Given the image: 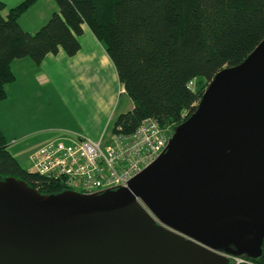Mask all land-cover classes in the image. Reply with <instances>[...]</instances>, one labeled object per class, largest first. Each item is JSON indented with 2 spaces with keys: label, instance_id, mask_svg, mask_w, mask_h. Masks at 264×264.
Listing matches in <instances>:
<instances>
[{
  "label": "water",
  "instance_id": "obj_1",
  "mask_svg": "<svg viewBox=\"0 0 264 264\" xmlns=\"http://www.w3.org/2000/svg\"><path fill=\"white\" fill-rule=\"evenodd\" d=\"M264 243V39L126 187L0 180V264H229Z\"/></svg>",
  "mask_w": 264,
  "mask_h": 264
},
{
  "label": "trees",
  "instance_id": "obj_2",
  "mask_svg": "<svg viewBox=\"0 0 264 264\" xmlns=\"http://www.w3.org/2000/svg\"><path fill=\"white\" fill-rule=\"evenodd\" d=\"M36 1L22 0L6 15L0 1V102L16 80L15 59L40 65L60 50L74 56L88 26L134 103L117 116L114 133H133L148 117L177 127L197 110L213 77L264 39V0H55L50 18L30 32L19 18ZM7 177L44 194L66 190L60 180L23 166L0 129V180ZM243 256L239 264H264V243L259 257Z\"/></svg>",
  "mask_w": 264,
  "mask_h": 264
},
{
  "label": "crops",
  "instance_id": "obj_3",
  "mask_svg": "<svg viewBox=\"0 0 264 264\" xmlns=\"http://www.w3.org/2000/svg\"><path fill=\"white\" fill-rule=\"evenodd\" d=\"M6 4V7L3 9V13L6 15L9 12L11 7L18 5L22 0H0ZM50 2V9L47 12H41L39 14V18H35L37 27L36 31L40 28L41 22H44L47 16H51L53 12L57 9L56 4H53L52 0H47ZM51 14V15H50ZM50 18V17H49ZM22 16H20L19 20L21 21ZM39 19V21H38ZM22 23V22H20ZM23 27L25 26L23 23L21 24ZM25 28V27H24ZM26 29V28H25ZM28 30V29H26ZM30 31V30H28ZM32 32V31H30ZM35 32V31H34ZM89 39L90 50L86 49L85 41ZM81 41V49L80 51L74 55L69 56L64 50H60L57 54H48L43 62L38 65L31 58L24 57L15 59L12 62V69L16 75V80L8 85H6L7 97L6 99L0 102V109L2 107L3 113H5V109L7 107V103L12 101L15 106H20L19 116L14 121V127L11 129L9 134H6V128L8 130V126H5L7 123L1 117L0 119V129L4 133L6 139L9 141L8 135L12 136V142H15L17 138H24L26 133V125L21 121V117L27 115L30 116L32 113L28 111L26 113V108L37 102L38 99L43 100L45 102L46 99L54 101V98L58 101L65 100L66 103L63 104L65 109L71 113L70 115L73 119H77V124L70 125H60V124H52L49 126H45L39 130H45L51 135H54L55 138H69L78 135H85L93 140H100L111 134L113 132L114 122L117 116L120 113L131 110L134 106V103L130 96L128 95L125 87H122V84L119 80L117 69L112 62L110 56L104 45L99 41V39L95 36V34L91 31V29L86 26L84 34L80 37ZM95 63L99 66V71L103 70V67L109 71V85L107 83L106 87H109V95H111V103L107 107L106 111V121L104 125L100 126L99 129L95 131L86 130L83 128L81 119L77 116L78 109L76 108V113H72L68 109L67 100L69 98V91L67 87H62V84L66 80H89L90 78L95 77ZM102 66V67H101ZM69 76H71V79ZM94 79V78H93ZM73 82V81H72ZM108 82V80H107ZM123 88V90H122ZM67 89V90H66ZM104 89L103 87L100 91ZM106 92V91H105ZM121 94L126 96V100L123 102L122 106L125 105L124 108H119V111H115V107L119 106L120 100L119 97ZM25 100V103H24ZM74 99L70 100L72 103ZM17 102V103H16ZM45 106V104H43ZM71 105V104H70ZM70 107V106H69ZM71 108V107H70ZM117 110V108H116ZM50 115V113H49ZM36 118V115H31ZM76 123V121H75ZM84 125V124H83ZM21 133V134H20ZM18 134V135H17ZM51 139V140H53Z\"/></svg>",
  "mask_w": 264,
  "mask_h": 264
},
{
  "label": "built area",
  "instance_id": "obj_4",
  "mask_svg": "<svg viewBox=\"0 0 264 264\" xmlns=\"http://www.w3.org/2000/svg\"><path fill=\"white\" fill-rule=\"evenodd\" d=\"M173 134L148 117L133 133L112 132L100 140L85 135L53 139L31 156V170L86 194L126 187L167 148Z\"/></svg>",
  "mask_w": 264,
  "mask_h": 264
},
{
  "label": "rangeland",
  "instance_id": "obj_5",
  "mask_svg": "<svg viewBox=\"0 0 264 264\" xmlns=\"http://www.w3.org/2000/svg\"><path fill=\"white\" fill-rule=\"evenodd\" d=\"M52 2L53 4H56L55 0H52ZM49 9H50V2H48L47 0H37L26 11L23 12V14L21 15L22 19L20 22H22L25 25L24 27L26 29L34 32L36 31L35 27H37L38 25L36 24L35 18L37 17L39 18V14H41V12H47ZM51 11L52 12L50 13L53 14V10ZM47 17L48 18H45L44 22H41L42 23L41 26L49 19L50 16ZM85 45H87L86 49L90 50L91 47L89 44V39H86ZM98 67L99 66H97V64L95 63V68H94L95 77H93L94 79L93 78H90L89 80L83 79L81 81L66 80L62 84V87L63 86L65 88L67 87L69 91V98L67 100V103L71 108L68 106V109L72 113L74 112L76 113L75 110L77 108L78 112L76 114L81 119L83 128L90 131H95L99 129L100 126L104 125L106 121L105 115H106L107 107L111 103V95H109V87L105 88L107 83L109 85V81H110L108 79L109 71H107L104 67L102 71H99ZM69 77L71 78V76ZM102 87L104 89L100 91ZM52 98H54L55 102H52V100H48V99H46L45 102H43V100L41 99H38L37 102H34L33 99L32 100L33 104L29 105L26 108V113L28 111H31L32 113L30 114V116L25 115L21 117V121L22 120L26 121V122L22 121L26 125V131H23L24 133H26V136L24 138H17L15 142H12L11 140L12 136L8 135L9 138L8 142L11 152H13V154L21 161L23 166H25L28 169H31L32 167L31 156L38 149H40L45 143L55 138V136L51 135V133L39 129L52 124H60V125L71 124L72 126L73 124H77L78 122L77 119H73L74 116L71 113H69L63 106V104L66 103L65 100L58 101L57 99H55V97ZM72 98L74 100L72 101V103H70V100ZM118 100H120L119 106L115 107V111H119V108L122 109L125 107V105L122 106V104L126 100V96L124 94H121ZM43 104H45V106ZM20 108H21L20 106L18 105L15 106L12 101H9L5 109V113L2 114L3 109L1 107L0 115L7 123L5 126H8V130L6 128V132H7L6 134H9L11 129L14 127V121L17 119V116H19L20 112L18 109ZM34 114L36 115V118L31 116ZM170 129L173 130V132H175L176 127L170 126ZM238 256H241L238 259H243V260L245 259L243 255H238ZM238 259L234 257H230L229 264H239Z\"/></svg>",
  "mask_w": 264,
  "mask_h": 264
}]
</instances>
